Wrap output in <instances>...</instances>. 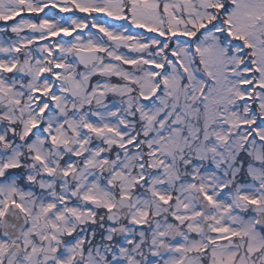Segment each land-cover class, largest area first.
I'll use <instances>...</instances> for the list:
<instances>
[{"label":"snow or ice","instance_id":"6c2138e0","mask_svg":"<svg viewBox=\"0 0 264 264\" xmlns=\"http://www.w3.org/2000/svg\"><path fill=\"white\" fill-rule=\"evenodd\" d=\"M0 264H264V0H0Z\"/></svg>","mask_w":264,"mask_h":264}]
</instances>
